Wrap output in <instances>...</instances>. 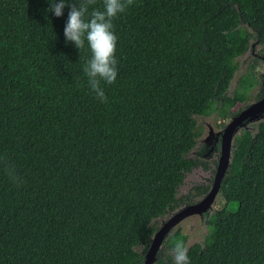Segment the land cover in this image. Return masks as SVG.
Instances as JSON below:
<instances>
[{"label": "trees", "instance_id": "1", "mask_svg": "<svg viewBox=\"0 0 264 264\" xmlns=\"http://www.w3.org/2000/svg\"><path fill=\"white\" fill-rule=\"evenodd\" d=\"M70 3L56 17L50 0H0V264H142L157 221L213 179L196 116L234 114L254 86L264 95L255 63L228 93L251 41L264 59V0H134L113 21L106 103L83 71L87 43L66 42ZM232 155L225 206L204 213L190 264H264V120ZM199 166L210 177L177 196ZM186 240L178 227L154 264H174Z\"/></svg>", "mask_w": 264, "mask_h": 264}, {"label": "clouds", "instance_id": "2", "mask_svg": "<svg viewBox=\"0 0 264 264\" xmlns=\"http://www.w3.org/2000/svg\"><path fill=\"white\" fill-rule=\"evenodd\" d=\"M134 0H103V10L89 6L95 0H50L49 12L56 17L64 14L70 3V11L64 29L67 43H72L81 52L87 43L91 57L85 62L83 71L88 78V85L101 102H107L102 82L113 84L118 76L117 45L114 19L126 11ZM174 264H190L188 248L183 241L175 243L173 249Z\"/></svg>", "mask_w": 264, "mask_h": 264}, {"label": "water", "instance_id": "3", "mask_svg": "<svg viewBox=\"0 0 264 264\" xmlns=\"http://www.w3.org/2000/svg\"><path fill=\"white\" fill-rule=\"evenodd\" d=\"M261 76L264 84V64L261 71ZM204 117V116H201ZM264 120V95L246 106L238 114L230 115L228 121L222 129H215L209 124H205L204 132L199 136V140L205 141L207 138H214L213 140L220 141L219 156L215 166L214 177L208 192L192 203H184L174 209L169 215L165 216V220L160 223L159 228L152 234L150 244L144 253L142 264H154L158 258L159 251L164 250L165 242L169 236L178 227L179 224L188 216H196L197 218V233L203 228L206 223V216L204 213L211 212L215 198L220 194L219 188L222 178L229 172V167L232 164V150L239 129H247L255 134L256 129L253 130L248 127L249 123L256 122L257 124ZM248 123V124H247ZM240 130V131H241ZM221 195V194H220ZM194 242L192 240L186 241L188 248Z\"/></svg>", "mask_w": 264, "mask_h": 264}, {"label": "rangeland", "instance_id": "4", "mask_svg": "<svg viewBox=\"0 0 264 264\" xmlns=\"http://www.w3.org/2000/svg\"><path fill=\"white\" fill-rule=\"evenodd\" d=\"M258 50H260V45H257L255 42L251 41V45L249 46L247 51L244 54L240 55L238 58H236L237 69H236V71H235V73L233 75V78H232V80L230 82V86L228 88V93L229 94H231L234 91V89L237 86V81H238L239 77L242 76L246 72V70L248 68V65L250 63H255L256 72L261 75V71H262L263 64H264V59H262V60L260 59L259 60L257 58L259 56L258 53H257ZM262 82H263V79H262ZM258 90H259L258 86H254L251 89V91L249 92L247 100L245 102H243V103H241V102L237 103L232 108V111H234L235 113L231 114V115L238 114L246 106H248L252 102H255L256 100H258L259 99V98H257ZM229 116H227L225 118H220V117L217 116L216 113H212V114H210L208 116H204V117L196 116V120H197V123L202 127V133H203L204 129H205L204 123L205 124H209L210 123V125L212 127H214L215 129H217V130L218 129H222L225 126L226 122L228 121ZM256 125H257L256 122L249 123L248 127L253 129V130H255L256 129ZM243 128L244 127H242V129ZM240 130L241 129L238 130L236 135H238L240 133ZM213 139L214 138H212V137L207 138L205 141L198 139V142L199 143L201 142L206 147L208 152L211 150L212 147L214 148V151H216L215 150V146H216V142L217 141L215 142ZM204 152H206V150L201 152V156H202V153H204ZM218 152L216 151L214 156H213V160L216 161V163L213 164L214 173H215V166L217 164V158L219 156ZM211 154L209 155V157H211ZM235 167L236 166L234 165V168ZM210 175H211V171L204 170V169L199 168V167L196 168L195 170H192L191 172L187 173L186 176H185V179H184V183L182 184V186L178 190V195L177 196L183 197V196L191 193L193 191V189H192L193 186H195L196 184H199L201 182H206L205 180L207 178H209ZM213 177H214V175H213ZM212 180L209 182V189H210ZM202 196H204V195H202ZM202 196H194L193 199H194V201H196L197 199H199ZM224 206H225V201H224L223 197L219 194L214 200L211 212H213L214 210H217V209H221ZM208 213H210V212H208ZM167 215H169V214H167ZM164 220H165V216L160 218L159 221H157V222L160 224ZM196 223H197L196 216H194V215L188 216L179 224V228L187 235V240L186 241L192 240V242H194V243L202 244L203 238H204L205 234L207 233V224L204 223L203 228H201L198 231V233H197ZM141 249H142V246H137L136 247V250H138V251H140Z\"/></svg>", "mask_w": 264, "mask_h": 264}, {"label": "flooded vegetation", "instance_id": "5", "mask_svg": "<svg viewBox=\"0 0 264 264\" xmlns=\"http://www.w3.org/2000/svg\"><path fill=\"white\" fill-rule=\"evenodd\" d=\"M217 143L219 144V149H220V141H217L216 144ZM219 149L217 150V152L219 151ZM215 152L216 151H214V148L213 147L211 148V150L209 152L206 149V152L202 153L203 160H209L211 162V164H213V156H214ZM210 154H211V157H209ZM218 154H219V152H218ZM199 168H202V167L199 166Z\"/></svg>", "mask_w": 264, "mask_h": 264}]
</instances>
